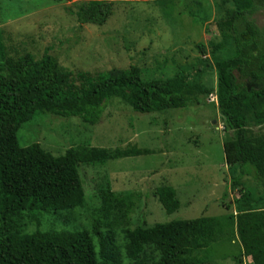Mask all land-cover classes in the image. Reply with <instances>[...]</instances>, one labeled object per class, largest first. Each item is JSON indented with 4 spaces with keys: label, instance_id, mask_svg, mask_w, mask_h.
Here are the masks:
<instances>
[{
    "label": "trees",
    "instance_id": "1",
    "mask_svg": "<svg viewBox=\"0 0 264 264\" xmlns=\"http://www.w3.org/2000/svg\"><path fill=\"white\" fill-rule=\"evenodd\" d=\"M68 1V0H64ZM113 0H75L71 11L79 25L102 24ZM217 35L196 42L192 62L171 74L141 79L135 64L90 72L69 71L48 53L34 57L17 43L3 44L0 69V264H202L211 259V243L235 234L240 257L264 264V197L245 187L221 215L126 224L130 193L98 189V205L88 227H66L84 205L79 164L146 154L134 144L102 148L76 144L52 155L37 142L20 146L18 128L36 113L98 121L104 101L117 98L138 113L162 112L198 103L210 92L222 129L223 161L234 189L250 175L264 192V0H211ZM263 16L261 24L254 18ZM7 47V48H6ZM6 49L9 51L7 52ZM213 72L214 84L204 81ZM167 213L179 206L176 190L163 183L153 190ZM225 190L222 193L224 198ZM227 210L228 202L223 204ZM63 224L38 229L40 215ZM33 229L25 231L27 224Z\"/></svg>",
    "mask_w": 264,
    "mask_h": 264
},
{
    "label": "rangeland",
    "instance_id": "2",
    "mask_svg": "<svg viewBox=\"0 0 264 264\" xmlns=\"http://www.w3.org/2000/svg\"><path fill=\"white\" fill-rule=\"evenodd\" d=\"M75 0H0V69L3 44H21L39 57L50 47L58 64L69 71L96 72L110 67L139 69L141 79L171 75L177 65L192 62L199 53L196 42L206 43L217 35L213 26L211 0H113L110 15L102 24H78L67 7ZM259 24L263 16L256 14ZM7 48V47H6ZM7 52H9L6 49ZM205 82L213 85V72H205ZM264 133V125L250 126ZM229 131L215 103L205 95L198 103L162 112L138 113L117 98L104 101L94 124L76 116L36 113L16 131L20 146L37 142L52 155L76 144L102 148L134 144L146 154L106 160L101 164H79L84 205L66 227H88L98 205V189L116 194L130 193L132 209L126 224L150 225L177 218L218 216L233 210L232 200L245 187L252 196H263L250 175L241 178L234 189L223 161L222 141ZM176 190L179 206L165 212L153 190L160 184ZM226 195L223 198L222 193ZM228 202L226 210L223 204ZM40 215L38 229L63 224ZM33 229L27 224L25 231ZM211 243V259L202 264H250L240 257L236 235Z\"/></svg>",
    "mask_w": 264,
    "mask_h": 264
},
{
    "label": "built area",
    "instance_id": "3",
    "mask_svg": "<svg viewBox=\"0 0 264 264\" xmlns=\"http://www.w3.org/2000/svg\"><path fill=\"white\" fill-rule=\"evenodd\" d=\"M207 101H210V103L212 102H214L215 103V94H214V92H210V93H208L207 95Z\"/></svg>",
    "mask_w": 264,
    "mask_h": 264
}]
</instances>
